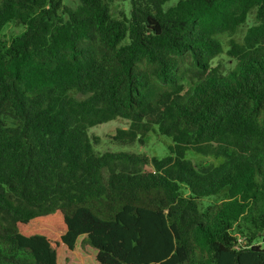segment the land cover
Wrapping results in <instances>:
<instances>
[{
	"label": "trees",
	"instance_id": "16d2710c",
	"mask_svg": "<svg viewBox=\"0 0 264 264\" xmlns=\"http://www.w3.org/2000/svg\"><path fill=\"white\" fill-rule=\"evenodd\" d=\"M74 1L0 0V264H264V0Z\"/></svg>",
	"mask_w": 264,
	"mask_h": 264
},
{
	"label": "rangeland",
	"instance_id": "374dc122",
	"mask_svg": "<svg viewBox=\"0 0 264 264\" xmlns=\"http://www.w3.org/2000/svg\"><path fill=\"white\" fill-rule=\"evenodd\" d=\"M179 0H174L165 5V9L171 5H174ZM65 3L68 5H75L74 0H65ZM130 0H115L112 5L113 14L118 15V12L121 10H126V15H129L130 12ZM251 23V22H250ZM245 29L240 30L237 39H242L245 34ZM24 30L23 27L15 26L14 24H10L4 30V39L9 40L11 37H14L20 34ZM223 43H226V40H223ZM227 46L225 45L224 51L220 54L213 62V66H224L229 67L233 66L234 62L230 60L227 55ZM129 126V122L124 119H115L113 121L107 122L105 124H101L95 128L89 130V134L96 144L94 145V149L98 154H104L107 152H130L133 154H141L148 157H156L158 159H162L169 155L168 147L171 144V140L166 137H162L157 135L156 133H151L146 139L145 144H140L135 142L131 145H121L113 141V136L116 134L118 129H127ZM188 158L194 159L196 163L209 162L210 160H206L202 157H198L195 154L188 153ZM211 201V199L203 200V204H207Z\"/></svg>",
	"mask_w": 264,
	"mask_h": 264
}]
</instances>
